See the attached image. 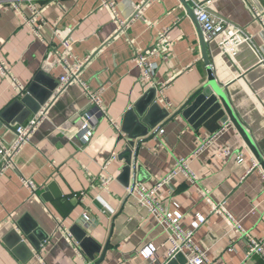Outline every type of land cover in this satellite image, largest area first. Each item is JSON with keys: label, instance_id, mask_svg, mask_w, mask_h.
<instances>
[{"label": "crops", "instance_id": "obj_1", "mask_svg": "<svg viewBox=\"0 0 264 264\" xmlns=\"http://www.w3.org/2000/svg\"><path fill=\"white\" fill-rule=\"evenodd\" d=\"M24 1L22 11L7 2L0 8V60L26 85L16 95L0 73V137L11 141L17 119L26 123L32 118L58 84L62 69L48 54L55 23L72 29L80 57L91 55L83 79L101 93L108 117L99 120L93 137L84 143L78 133L90 101L83 87L72 83L2 173L0 159V264H91L107 244L100 264H167L171 243L156 216L125 200L128 184L140 181L152 187L180 158H189L191 174L179 172L168 179L157 190L159 201L168 211L181 212L185 226L198 215L206 217L194 240L213 264H264L262 255H248L249 239L264 242V169L239 131L219 120L221 130L212 133L213 125L206 124L210 107L202 108L206 102L194 112L192 123L181 115L169 120L160 109L172 115L208 81L198 23L181 1L156 0L135 17L136 6L145 0H116L118 12L129 20L120 33L113 12L100 0H32L46 21L37 23L39 29L26 22L32 10ZM200 1L251 38L235 61L222 56L216 43L209 49L217 81L264 159V0ZM165 29L172 54L155 59L154 75L145 80L135 62L136 47L154 45ZM156 103L159 108L152 112ZM134 107L140 117L135 110L127 114ZM145 118L151 126L143 123ZM158 127L164 132L152 137ZM129 139H147L137 153V169L134 152L127 151ZM203 139L208 142L199 149ZM226 150L231 153L226 155ZM22 179L32 181L35 191ZM81 191L87 193L85 202L74 195ZM221 203L224 209L211 213L212 204ZM86 206L90 217L84 215ZM225 212L241 231L228 224ZM61 224L70 238L59 230ZM149 243L157 250L145 259L140 251Z\"/></svg>", "mask_w": 264, "mask_h": 264}, {"label": "built area", "instance_id": "obj_2", "mask_svg": "<svg viewBox=\"0 0 264 264\" xmlns=\"http://www.w3.org/2000/svg\"><path fill=\"white\" fill-rule=\"evenodd\" d=\"M154 1L156 0H145L137 5L135 17L142 16L146 7ZM186 1L190 3L194 9L197 20L202 26L206 43L209 46L212 43H216L222 56L229 57L232 61H235V57L240 51L242 45L251 42V38L247 31L232 21L214 14L200 0ZM6 2L13 4L20 11L24 10L26 7L24 0H0V8L4 7ZM27 2V6L30 5V10H32V17L26 18V22L36 24V26L40 23H45L46 21L41 16L40 9L32 4V0H27ZM100 5L108 7L113 12L116 33H120L128 28L129 20L123 18L118 12L116 0H100ZM256 14L258 15V18L262 20L258 11H256ZM39 27L40 26H38L37 29H39ZM53 33L55 42L50 46L48 54L54 57L55 65L61 67L62 74L60 75L58 84L48 101L41 105L33 117L26 123L16 124L14 126L15 137L11 141H6L0 137L1 173L4 169H7L12 159L20 152L22 147L31 141L32 135L38 129L40 123L45 119L47 111L68 85L72 83L81 85L84 89V93L90 101V107L83 111V115L87 117V121L80 126L78 133L84 143H88L93 137L99 126V120L108 117L101 93L99 91H93L89 87V84L83 79V70L90 62L91 55L80 57L76 53L74 43L71 39V28H64L59 23H55L53 25ZM172 51L173 42L170 39L168 29L162 30L159 33L157 42L154 45L147 48L136 47L135 62L141 68L143 79L150 81L157 68V62L155 59L163 58L165 60L171 56ZM261 62L264 63V54L261 57ZM0 73L3 77L10 80L16 95H22L24 93L26 89L25 83L12 76L6 63L1 60ZM93 110L96 111L95 113L97 115L94 123L90 120ZM79 120L80 119L78 118L77 121ZM112 124L118 128V124L115 121H112ZM219 130H221V128ZM156 132L157 134H162L164 129L158 127ZM207 142V139H203L199 149H202ZM225 153L228 155L231 151L226 150ZM113 157H115V155H113ZM237 160L242 162L244 159L239 155L237 156ZM256 165L257 163L254 164L253 168ZM105 169L106 166L103 167V171H105ZM179 172H185L189 175L191 174L189 158L178 159L175 162L172 171L152 187H148L144 183L138 181L130 183L129 186H127L128 200L132 201L131 203L133 205L146 208L149 213L155 215L158 226L167 233L168 241L171 243L167 261L174 258L177 253L182 252L185 254L188 264H213L207 257L206 249L198 245L194 240L195 231L201 226V224L206 222V217L198 215L197 219L193 221L190 226H185L182 223L183 214L179 211H168L157 198V190L159 187H161L172 176H176ZM102 174V179L105 181V177H107L106 173L102 172ZM22 182L31 190V192L35 191L32 181L22 179ZM74 195L81 202H85L87 193L81 191ZM88 209L89 207L86 206L84 214L86 217H90ZM222 209H224L223 203L219 205L212 204L211 213H215ZM225 215L228 224L235 227L238 231H241V227L234 222L231 215L227 212H225ZM59 230L63 231V234L66 235V237H71V233L65 225L61 224ZM156 250V245L154 243H149L141 249L140 253L145 259H152ZM254 254H259L264 257V242L251 238L249 239L248 255L251 256Z\"/></svg>", "mask_w": 264, "mask_h": 264}, {"label": "water", "instance_id": "obj_3", "mask_svg": "<svg viewBox=\"0 0 264 264\" xmlns=\"http://www.w3.org/2000/svg\"><path fill=\"white\" fill-rule=\"evenodd\" d=\"M181 4L185 7L187 13L190 15V17L198 23V33H199V40L201 45V51H202V58L207 65V71H208V81L205 85L200 87L197 91H195L188 100L178 109L176 110L172 115L170 111L167 108H160L163 115L169 120L174 119L175 117L181 115L185 119H187L190 123L192 121L194 122L195 117L194 112L206 102V105H202V108L206 106V108L210 107V111L208 112V116H210L206 124L213 125V128L210 130L212 133L220 128L219 120H221L224 123L231 122L236 129L239 131L240 135L244 139L245 143L248 145V147L253 152L256 159L259 161L261 166L264 169V159L256 146L252 136L250 135L249 131L246 129V127L243 125V123L239 120L236 113L233 110V107L229 101V97L227 93L225 92V88L220 85L217 81V78L215 76V73L213 71V67L211 64V58H210V49L209 45L206 43L204 35H203V29L201 24L198 22L196 14L194 12L193 7L190 3H188L186 0H180ZM156 108H159V104L156 103L152 109L155 110ZM134 109H130L127 114L134 113ZM138 111V110H137ZM137 113V115L140 117V115ZM29 112V111H28ZM206 116V117H208ZM168 120V121H169ZM18 124H23L24 120L17 119ZM214 122L217 124L216 127H214ZM143 123L147 124V126H151L150 119H143ZM15 124V123H12ZM157 134L156 131L152 133V137ZM131 138V137H130ZM147 139H140L138 141H134V139H129V143L127 145V151L129 153L134 152V167H137V153L139 151V148L141 145L146 142ZM126 151V152H127ZM127 166L125 167V171L129 172L131 168L132 161L131 159H128ZM137 169V168H136ZM140 182V181H138ZM129 186V184L127 185ZM128 198H126L125 203L127 202ZM108 244L104 246V249L102 250L100 259L97 261H93L91 264H100L103 261V258L105 257L106 251H107ZM167 264H188L187 258L184 253L179 252L176 254V256L169 261H167Z\"/></svg>", "mask_w": 264, "mask_h": 264}]
</instances>
